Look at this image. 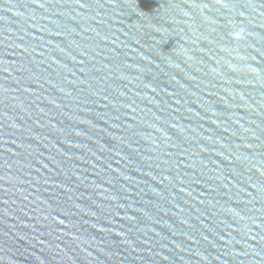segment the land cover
I'll return each instance as SVG.
<instances>
[{
    "label": "water",
    "instance_id": "95a60500",
    "mask_svg": "<svg viewBox=\"0 0 264 264\" xmlns=\"http://www.w3.org/2000/svg\"><path fill=\"white\" fill-rule=\"evenodd\" d=\"M0 264H264V0H0Z\"/></svg>",
    "mask_w": 264,
    "mask_h": 264
}]
</instances>
